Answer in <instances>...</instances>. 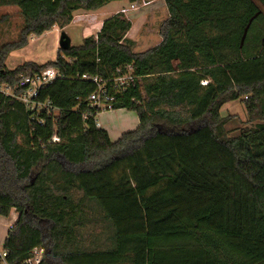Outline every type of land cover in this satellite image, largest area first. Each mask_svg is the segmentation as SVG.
I'll list each match as a JSON object with an SVG mask.
<instances>
[{"label":"trees","instance_id":"16d2710c","mask_svg":"<svg viewBox=\"0 0 264 264\" xmlns=\"http://www.w3.org/2000/svg\"><path fill=\"white\" fill-rule=\"evenodd\" d=\"M110 2L0 0L24 18L21 40L0 46V86L60 74L35 97L54 110L0 90V216H18L4 260L33 264L43 247L38 264H264V0H165L161 43L140 53L118 12L47 65L7 67L29 36ZM128 67L136 81L114 87ZM94 78L114 110L138 114L116 141L98 126ZM235 99L263 122L227 137L221 107ZM91 220L110 233L103 246L78 239Z\"/></svg>","mask_w":264,"mask_h":264},{"label":"rangeland","instance_id":"374dc122","mask_svg":"<svg viewBox=\"0 0 264 264\" xmlns=\"http://www.w3.org/2000/svg\"><path fill=\"white\" fill-rule=\"evenodd\" d=\"M164 4V0H136L123 8L130 9L127 14H123L132 22L133 26L127 39L132 42L135 50H149V48L161 43L160 31L169 15L168 8ZM123 9H121V13ZM109 10L105 6L94 11L79 9L74 13V18L69 24L63 25V27L56 25L52 30L41 36H29L26 46L15 49L10 53L6 60L7 67L13 69L30 62L39 65L49 64L56 60L61 52L58 43L63 31H66L70 36L71 44L78 46L84 38L97 35L100 30V20L110 17ZM23 25L24 18L17 7L0 6V46L20 41ZM131 115L135 117L133 123ZM137 118L139 117L136 111L116 109L113 111H100L97 122L103 120H108L111 123L123 121L125 124L132 126V129H135L138 125L136 123ZM221 120L223 121V133L227 137H236L244 129L253 128L255 124L263 122L259 116H251L248 113L243 99H235V101H228L223 104L221 107ZM89 214L90 216L99 215L92 204ZM15 217V210H12L8 217L0 216V252L2 251L4 237L7 235L6 230H9L10 225L14 224ZM91 221H87L85 226L78 229V239L85 247L103 246V242L109 237L110 233L103 222ZM34 257L35 255H33Z\"/></svg>","mask_w":264,"mask_h":264},{"label":"built area","instance_id":"2783aa9c","mask_svg":"<svg viewBox=\"0 0 264 264\" xmlns=\"http://www.w3.org/2000/svg\"><path fill=\"white\" fill-rule=\"evenodd\" d=\"M127 9H123L122 13L127 14ZM128 72L124 74L118 75L114 82L115 86H122L121 88H125L129 85H133V83L136 81V76L131 73L130 67L126 69ZM119 71H121L119 69ZM59 72L49 66L40 73L30 75V76H22L21 80L19 82V87L21 88V91L19 93L12 92L9 87L0 86V90L5 92L6 94L15 95L20 99L29 109L34 108H50L52 109L51 102L48 101L46 103L38 102L35 100V97L38 94V91L46 86L49 83H52L57 77H59ZM86 78V75H84ZM94 82L97 85L96 90L91 94L90 100L92 102L93 106H96L98 110L100 111H110L113 109L114 101L116 100V97L113 94L109 93V89L107 88L109 81H101L99 78H94ZM203 84H206L207 81H202ZM54 110V109H52ZM99 126V125H98ZM58 137H54V141H58ZM13 227V224L10 225L9 229ZM45 249L43 247H37L35 248L34 254L35 257L32 258L33 264H38L44 257ZM7 255L6 251H1L0 256L3 259V264H7L4 260L5 256Z\"/></svg>","mask_w":264,"mask_h":264},{"label":"crops","instance_id":"0c3cea01","mask_svg":"<svg viewBox=\"0 0 264 264\" xmlns=\"http://www.w3.org/2000/svg\"><path fill=\"white\" fill-rule=\"evenodd\" d=\"M165 2V0H164ZM130 3H132L131 1L129 2L128 0H114L113 2L111 3H108L106 5H104L105 7H108L110 10L108 11V14H110L109 16H113L115 13H118L121 11V9L123 8H126L128 5H130ZM165 5V4H164ZM104 6H101L99 8H102ZM168 8V7H167ZM109 18V17H108ZM105 20V19H104ZM104 20H100V29H101V25L103 23ZM132 29V28H131ZM99 32V31H98ZM130 32V31H129ZM129 35V34H128ZM128 35H127V38H128ZM135 52L137 53H140V52H144V51H147V50H135ZM122 108H119V110H121ZM122 110H126V109H122ZM110 111H113V110H110ZM128 114V113H127ZM99 116V115H98ZM131 118H132V123L135 121V117L131 115ZM136 123L139 125V118L136 119ZM135 124V123H134ZM98 125L99 127H102V128H105L108 132H109V136L111 138L112 141H116L119 137H121V135L124 133V132H127V131H131V130H134L132 129V126H129L127 124H125L123 121L120 122V121H117V123H111L109 122L108 120H103V121H99L98 122ZM132 125V124H131ZM137 125V126H138ZM15 219L13 222H15L17 220V212H15ZM8 232V229L6 230ZM6 232V234L8 235V233ZM7 235L4 237V240L2 243H4ZM3 245V244H2Z\"/></svg>","mask_w":264,"mask_h":264},{"label":"water","instance_id":"95a60500","mask_svg":"<svg viewBox=\"0 0 264 264\" xmlns=\"http://www.w3.org/2000/svg\"><path fill=\"white\" fill-rule=\"evenodd\" d=\"M253 19H254V17H252L250 19V24L245 29L244 35L242 37V43H244V41L246 40L245 37L247 35L248 29L250 28V25H251ZM58 44L60 45V48L62 50L63 49L67 50L73 45V44H71V38H70V36L68 35V33L66 31H63L61 33V36L59 38V43Z\"/></svg>","mask_w":264,"mask_h":264}]
</instances>
